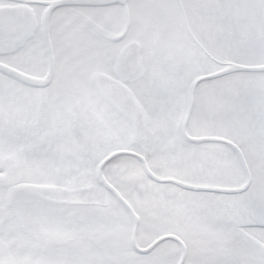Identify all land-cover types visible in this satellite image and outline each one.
I'll use <instances>...</instances> for the list:
<instances>
[{"label":"snow or ice","instance_id":"snow-or-ice-1","mask_svg":"<svg viewBox=\"0 0 264 264\" xmlns=\"http://www.w3.org/2000/svg\"><path fill=\"white\" fill-rule=\"evenodd\" d=\"M0 264H264V0H0Z\"/></svg>","mask_w":264,"mask_h":264}]
</instances>
